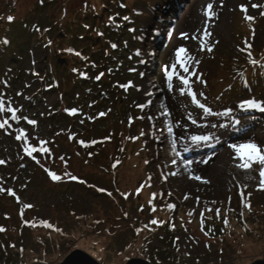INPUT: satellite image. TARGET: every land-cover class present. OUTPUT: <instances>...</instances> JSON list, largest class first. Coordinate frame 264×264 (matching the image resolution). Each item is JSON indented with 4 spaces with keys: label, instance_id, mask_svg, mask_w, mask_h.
I'll return each instance as SVG.
<instances>
[{
    "label": "rangeland",
    "instance_id": "1",
    "mask_svg": "<svg viewBox=\"0 0 264 264\" xmlns=\"http://www.w3.org/2000/svg\"><path fill=\"white\" fill-rule=\"evenodd\" d=\"M200 2L0 0V264L263 259L264 0Z\"/></svg>",
    "mask_w": 264,
    "mask_h": 264
},
{
    "label": "water",
    "instance_id": "2",
    "mask_svg": "<svg viewBox=\"0 0 264 264\" xmlns=\"http://www.w3.org/2000/svg\"><path fill=\"white\" fill-rule=\"evenodd\" d=\"M60 264H99L93 257L81 250L71 252ZM126 264H151L146 260L133 258ZM253 264H264V257L260 261H255Z\"/></svg>",
    "mask_w": 264,
    "mask_h": 264
},
{
    "label": "snow or ice",
    "instance_id": "3",
    "mask_svg": "<svg viewBox=\"0 0 264 264\" xmlns=\"http://www.w3.org/2000/svg\"><path fill=\"white\" fill-rule=\"evenodd\" d=\"M209 8H211V5H209ZM125 19H127V17H125ZM113 47H115V46H113ZM182 52H184V49H183V48H180V49H178V50L176 51L175 54H176L177 57H179L180 54H181ZM139 54H140V53L137 52V55H139ZM142 62H143V61H142ZM185 70H187V69H185ZM98 78H99V77H98ZM4 103H5L4 100L0 99V113H2V112L5 111ZM10 103H11V102H9V104H10ZM201 107H203V105H201ZM240 107H243V105H240ZM204 110H205V112H208V111H209L208 109H204ZM16 111H17V110L14 109V108H12V107H8V108H7V112L11 114V118H12L13 120H17V121H18L19 118H18L17 115H16ZM6 123H7V120H4L3 122H0V127H4V126L6 125ZM193 123H195V121H193ZM191 139H192L193 142H195V141H198V140H200V139L208 140L209 137H208V136H204V137L192 136ZM231 147L236 148V145H232ZM248 147H250V148L252 149L253 152H256V146H255V145H248ZM187 150H188V149L185 148V151H187ZM260 159H261L262 162H264V156H261ZM146 163H147V161H146ZM246 166H247V165H245V167H246ZM53 179H57V177L53 176ZM153 223H155V221H153Z\"/></svg>",
    "mask_w": 264,
    "mask_h": 264
},
{
    "label": "trees",
    "instance_id": "4",
    "mask_svg": "<svg viewBox=\"0 0 264 264\" xmlns=\"http://www.w3.org/2000/svg\"><path fill=\"white\" fill-rule=\"evenodd\" d=\"M81 21H82V19L81 18H79L78 17V15H74L73 16V20H68V21H65L66 22V26L65 27H67V23H69L70 24V26L73 24V22H80L81 23ZM64 22V23H65ZM126 22H128V19H127V21ZM98 38V37H97ZM262 64H264V63H262ZM247 67V66H246ZM263 68H264V65H263ZM245 71V70H244ZM3 74V73H2ZM247 73H245V72H242V73H239V75L238 76H235L234 78H235V84H229L228 86L231 88H229L228 90L232 93V94H235V95H240L241 97H242V95H243V93L245 92V86L247 85V83L248 82H245V75H246ZM233 89H235V90H233ZM230 93V94H231Z\"/></svg>",
    "mask_w": 264,
    "mask_h": 264
},
{
    "label": "bare ground",
    "instance_id": "5",
    "mask_svg": "<svg viewBox=\"0 0 264 264\" xmlns=\"http://www.w3.org/2000/svg\"><path fill=\"white\" fill-rule=\"evenodd\" d=\"M199 1H201L200 3H204L205 4V2L208 3V2H211L212 0H199ZM188 4L189 3H187L186 6L183 8V10H182V12H181V14L179 16L178 22L175 23L177 25L175 27L174 37H173V40H172V42H174V43H175V41L177 39V36L181 33V31L183 30V28L186 27V25L189 23V19H190V16H191V12H193L192 11V6L189 7L190 4L189 5ZM191 5H192V3H191ZM223 155H225V153H223Z\"/></svg>",
    "mask_w": 264,
    "mask_h": 264
}]
</instances>
